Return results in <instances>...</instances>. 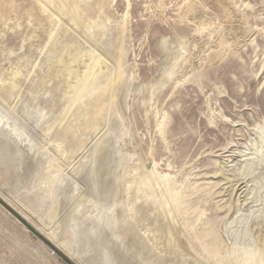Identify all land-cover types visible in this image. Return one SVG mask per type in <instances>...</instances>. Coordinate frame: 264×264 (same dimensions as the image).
<instances>
[{"label": "rangeland", "instance_id": "rangeland-1", "mask_svg": "<svg viewBox=\"0 0 264 264\" xmlns=\"http://www.w3.org/2000/svg\"><path fill=\"white\" fill-rule=\"evenodd\" d=\"M0 264H264V0H0Z\"/></svg>", "mask_w": 264, "mask_h": 264}, {"label": "bare ground", "instance_id": "bare-ground-1", "mask_svg": "<svg viewBox=\"0 0 264 264\" xmlns=\"http://www.w3.org/2000/svg\"><path fill=\"white\" fill-rule=\"evenodd\" d=\"M91 63H92V62H91ZM93 63H94V62H93ZM86 66H88V65H86ZM90 66H91V65H90ZM87 68H89V67H87ZM66 70H67V69H66ZM87 70H88V69H87ZM87 70H86V71H87ZM67 71H68V70H67ZM70 74H71V73H70ZM89 75H90V74H89ZM91 77H92V76H91ZM95 77H96V76H95ZM85 78H86V76H85ZM85 78H84V79H85ZM90 80H91V79H90ZM90 80L88 79V81H90ZM85 81H86V79H85L83 82H82V80H81V84H80V85H84V84H85ZM91 81H92V80H91ZM89 83H90V82H89ZM89 83H88V84L86 83V84H87V87H88ZM86 84H85V85H86ZM77 87H78V86H77ZM79 88H80V87H79ZM85 88H86V87H85ZM83 89H84V87H83ZM87 89H88V88H87ZM77 91H78V90H77ZM79 91H80V90H79ZM79 91H78V92H79ZM80 92H82V91H80ZM74 100H75V99H74ZM96 113H98V112H96ZM9 132H10V134L15 135L16 137H19V133H17L16 130H14V129H10Z\"/></svg>", "mask_w": 264, "mask_h": 264}, {"label": "water", "instance_id": "water-1", "mask_svg": "<svg viewBox=\"0 0 264 264\" xmlns=\"http://www.w3.org/2000/svg\"><path fill=\"white\" fill-rule=\"evenodd\" d=\"M28 227H30V224L26 223ZM35 233H38V231L34 230Z\"/></svg>", "mask_w": 264, "mask_h": 264}]
</instances>
